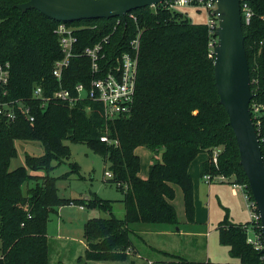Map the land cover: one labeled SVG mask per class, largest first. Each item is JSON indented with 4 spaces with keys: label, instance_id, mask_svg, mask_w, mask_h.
Here are the masks:
<instances>
[{
    "label": "trees",
    "instance_id": "trees-1",
    "mask_svg": "<svg viewBox=\"0 0 264 264\" xmlns=\"http://www.w3.org/2000/svg\"><path fill=\"white\" fill-rule=\"evenodd\" d=\"M27 0H0V62L10 64L11 98H23L34 115H25L11 123L0 119V264H49L47 220L58 207L86 203L82 199L59 195L58 177L50 172L58 161L69 157L64 140L85 143L103 156L115 183L122 192L125 217H117L113 200L98 195L86 204L108 212V217L89 218L84 224L85 258L98 261L125 260L134 253L130 224H178L173 200L174 185L180 186L189 221L195 220L194 182L191 162L201 152L209 157L201 163V174L232 177L245 184L254 200L245 171L240 163L237 140L229 117L220 102L214 74L215 39L208 23L193 22L165 2L146 6L126 14L125 19L93 20L100 27L79 32L80 41L69 66L64 71L63 87L74 94L82 82L87 88L93 75L91 59L81 54L85 45H93L108 35L100 65L109 69L139 35L138 75L133 107L129 114L106 121L100 102L88 98L75 104L33 96L42 86L51 97L59 88L53 75L54 63L64 57L59 35L60 22L41 11H23L18 4ZM242 11L251 12L249 23L243 15L245 48L248 56L253 102L264 103V0H241ZM197 7V6H196ZM91 21L82 20L81 22ZM107 133L118 144L101 140ZM264 133V132H263ZM16 140L39 141L42 155L27 153L25 165L11 168L17 156ZM264 157V141L260 142ZM144 145L159 156L150 165L149 175H139L141 161L136 153ZM221 147L218 164L212 160L213 149ZM80 173L77 162L71 164ZM44 170V175L31 171ZM107 172V170H106ZM35 180L34 185H28ZM245 223L229 219V210L217 226L220 242L229 246L239 262L226 264H262L264 254L247 242ZM205 264H217L207 261Z\"/></svg>",
    "mask_w": 264,
    "mask_h": 264
},
{
    "label": "rangeland",
    "instance_id": "rangeland-1",
    "mask_svg": "<svg viewBox=\"0 0 264 264\" xmlns=\"http://www.w3.org/2000/svg\"><path fill=\"white\" fill-rule=\"evenodd\" d=\"M183 15L188 16L193 22L206 23L211 17L210 12L203 6L186 5L176 8ZM98 20V19H94ZM82 21V20H81ZM60 22L55 32L72 34L77 38L78 46L79 32L95 30L100 27L99 23L91 21ZM108 35L96 42L103 46ZM217 42V37H215ZM93 45H85L93 47ZM215 44L211 45L213 50ZM84 47V49L86 48ZM82 50V52L84 51ZM70 148L69 157L53 161L56 166L50 172L52 176L58 177L56 186L60 196L65 198L82 199L86 203L94 195L104 199L113 200V213L119 217H125V206L122 199L123 194L115 183L109 182L106 170H109L100 152L95 151L85 143L64 140ZM15 146L17 156L11 162V168L25 165L27 153L42 155L44 146L39 141L16 140ZM140 157L141 168L139 175L148 177L150 165L159 156L144 145L136 148ZM207 156V152H203ZM77 162L80 173L73 171L72 163ZM34 174L44 175V170L31 171ZM197 177V174H194ZM204 183V182H203ZM199 182L198 189L201 191L196 212V219L189 221L184 207L182 189L174 185L176 197L173 204L176 208L179 223H143L131 224L133 232L131 238L134 246L139 251L136 256L130 253L125 260L121 261H98L96 264H205L207 261L226 264L239 262L238 258L232 257L229 246L220 242L217 223L224 218L225 207L230 212V219L234 221L251 220L249 209L250 201L243 190H239L237 196L231 192L229 183H213L210 192L204 190L208 186ZM31 180L24 187L34 185ZM205 194V197H203ZM208 195V196H207ZM86 203L62 205L56 212H52L47 220L48 236V261L49 264H91L85 258V244L83 240L84 224L89 218L108 217L110 214L92 208Z\"/></svg>",
    "mask_w": 264,
    "mask_h": 264
},
{
    "label": "water",
    "instance_id": "water-1",
    "mask_svg": "<svg viewBox=\"0 0 264 264\" xmlns=\"http://www.w3.org/2000/svg\"><path fill=\"white\" fill-rule=\"evenodd\" d=\"M167 0H27L17 5L23 11L35 8L57 22L94 19H125L127 13ZM218 25L213 48L214 74L220 102L227 111L240 154V163L260 215L264 240V157L250 102L254 97L245 48L241 0H213ZM264 254V248L262 249ZM264 264V262L262 263Z\"/></svg>",
    "mask_w": 264,
    "mask_h": 264
},
{
    "label": "built area",
    "instance_id": "built-area-1",
    "mask_svg": "<svg viewBox=\"0 0 264 264\" xmlns=\"http://www.w3.org/2000/svg\"><path fill=\"white\" fill-rule=\"evenodd\" d=\"M165 4L167 7L174 9L186 5L205 7L210 12L211 17L207 23L210 32L214 34L218 25V18L215 14L217 5L213 0H167L165 1ZM242 15H244L245 23H249L251 12L248 7H244ZM59 39L62 51L65 55L62 59H59L54 63L52 70L54 77L59 83V88L52 93L51 97L44 96L42 86H36L33 90V96L35 98H40L43 101L42 106L47 104L51 98L68 101L71 104H75L81 99L88 98L102 104L103 115L106 121L115 120L129 114L133 107L136 94L139 35L131 41V50L123 52L122 55L116 59L115 63L106 70H103L104 68L101 67L99 62L104 55L101 53L103 49L101 43H97L93 47H86L83 52L81 51V54H85L91 59V72L93 75L90 80L89 88H87L84 83L80 82L75 86L74 94L70 89L63 87V76L65 69L70 64L71 57L77 54V38L70 33L67 34L62 32ZM213 44L216 45V40L211 42V45ZM9 83L10 64H2L0 62V119H4L7 123H11L23 114L27 116L29 120L34 121V115L31 113L29 103L23 98L10 97ZM250 112L259 140L260 142L264 141V103H250ZM101 140L109 144H118V141L110 139L107 133L101 136ZM221 149V147L213 149L212 160L216 165L218 164V155L221 152ZM106 175L111 177V171H107ZM204 177L207 181H210L212 178H226L224 175L211 176L210 174H205ZM232 185L234 191L236 188L243 190L250 201L249 209L251 213V224L245 226L247 242L256 250L262 252V249L264 248V240L257 205L248 194L245 184L232 182Z\"/></svg>",
    "mask_w": 264,
    "mask_h": 264
},
{
    "label": "crops",
    "instance_id": "crops-1",
    "mask_svg": "<svg viewBox=\"0 0 264 264\" xmlns=\"http://www.w3.org/2000/svg\"><path fill=\"white\" fill-rule=\"evenodd\" d=\"M203 152H201L200 154H198V156L191 162V164H190V167H189V171H190V174H191V176H192V178H193V182H194V202H195V213L197 212V206H198V199H199V196H200V193H201V191L198 189V184H199V182H201V183H205L207 186H208V188L206 187L204 190L206 191V194H207V191H208V193L210 192V187H211V184H213V183H220V182H225V183H229L230 184V186H231V192H232V194L233 195H235V196H237L238 194H239V190L240 189H237L236 188V190L234 191L233 190V185H232V180H233V178L232 177H230V178H225V179H215V178H212L210 181H207L206 180V178L204 177V175H202L201 174V163L203 162V161H205V160H207V158L209 157V153H208V155L207 156H205V155H203L202 154ZM194 174H197V177L195 178L194 177ZM141 177H143V178H146L145 176H142L141 175ZM203 183V184H204ZM208 196V195H207ZM203 197H205V194H203ZM173 202V201H172ZM81 206H84V205H80V208H84V207H81ZM226 208L227 207H225V212H224V217H225V214H226ZM228 209V208H227ZM196 215V214H195ZM195 219H196V216H195ZM224 219V218H223ZM229 219H230V212H229ZM222 219H220L219 221H218V223L221 221ZM231 220V219H230ZM232 222H235V223H245V222H247V221H245V222H242V221H240V222H238V221H234L233 219L231 220ZM249 221V220H248ZM139 223V222H138ZM218 223H217V226H218ZM131 224H133V223H131ZM131 224H130V226H131ZM216 229H217V227H216ZM84 240V239H83ZM84 244H85V242H84ZM85 247H86V245H85ZM134 254L137 256L138 254H139V251L137 250V248L134 246ZM239 261V260H238ZM90 262V261H89ZM236 263V262H235ZM148 264H152V262H151V260H149L148 261Z\"/></svg>",
    "mask_w": 264,
    "mask_h": 264
}]
</instances>
